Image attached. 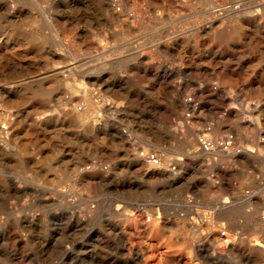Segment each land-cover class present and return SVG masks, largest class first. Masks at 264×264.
Returning <instances> with one entry per match:
<instances>
[{
  "label": "rangeland",
  "instance_id": "1",
  "mask_svg": "<svg viewBox=\"0 0 264 264\" xmlns=\"http://www.w3.org/2000/svg\"><path fill=\"white\" fill-rule=\"evenodd\" d=\"M2 126L0 264H264V0H0Z\"/></svg>",
  "mask_w": 264,
  "mask_h": 264
},
{
  "label": "bare ground",
  "instance_id": "2",
  "mask_svg": "<svg viewBox=\"0 0 264 264\" xmlns=\"http://www.w3.org/2000/svg\"><path fill=\"white\" fill-rule=\"evenodd\" d=\"M38 1V0H37ZM212 8V12L213 13H217V12H220V11H223V10H231V6H226V7H220V6H212L211 7ZM247 9V8H246ZM228 12V11H227ZM234 13V12H233ZM225 15V14H224ZM230 15V14H229ZM220 16V15H219ZM238 16V15H237ZM224 18H226V17H224ZM229 18V17H228ZM232 17H230V19H231ZM262 18V17H261ZM257 20V19H256ZM259 21V20H258ZM58 36V35H57ZM55 37V36H54ZM58 39V38H57ZM103 46V45H102ZM105 46V45H104ZM106 52H108V51H106V50H104V51H102V56L106 53ZM71 53V52H70ZM99 53V52H98ZM137 53V52H136ZM97 55V54H96ZM135 55V54H134ZM100 57V56H99ZM134 57V56H133ZM95 60V59H94ZM102 60V59H101ZM124 60V59H123ZM63 62V61H62ZM61 62V63H62ZM100 62H102V61H100ZM123 62V61H122ZM121 62V63H122ZM97 64V63H96ZM114 64V63H113ZM59 65V64H58ZM108 65V64H107ZM62 66V65H61ZM110 66V65H109ZM117 66V65H116ZM69 67V66H68ZM71 67V66H70ZM112 67V66H111ZM72 68V67H71ZM80 68V67H79ZM59 69H60V67H59ZM66 69V68H65ZM86 69V68H85ZM89 69V68H88ZM93 69V68H92ZM91 69V70H92ZM62 70V69H61ZM85 71V70H84ZM108 71V70H107ZM81 72V71H80ZM99 72V71H98ZM93 74V73H92ZM79 75V74H78ZM98 75V74H97ZM113 75V74H112ZM77 76V75H76ZM108 81V80H107ZM50 83V82H49ZM70 84V83H69ZM43 86V85H42ZM102 86V85H101ZM53 87V86H52ZM108 89V88H107ZM109 90V89H108ZM111 90V89H110ZM114 91V90H113ZM20 93V92H19ZM24 93V92H23ZM43 93H44V91H43ZM86 93V92H85ZM33 94V93H32ZM37 96V95H36ZM86 97V96H85ZM88 97V96H87ZM44 98V97H43ZM101 98V97H100ZM79 99V98H78ZM98 99V98H97ZM47 99H45V101H46ZM90 100V99H89ZM96 100V99H95ZM82 101H83V99H82ZM96 103V102H95ZM66 104V103H65ZM98 104V103H97ZM62 105H63V103H62ZM94 105V104H93ZM84 106V105H83ZM98 106V105H97ZM97 108V107H96ZM85 109V108H84ZM87 109H88V107H87ZM59 111V110H58ZM88 111V110H87ZM83 116V115H82ZM239 118H240V116H239ZM87 119V118H86ZM238 119V118H237ZM51 120V119H50ZM58 120V119H57ZM79 120H80V118H79ZM45 121V120H44ZM43 121V122H44ZM52 121V120H51ZM50 121V122H51ZM26 122V121H25ZM48 122V121H47ZM55 122V121H54ZM56 123V122H55ZM45 124V123H44ZM41 125V124H40ZM42 126V125H41ZM50 126V125H49ZM252 128V127H251ZM0 134H1V137H0V140L5 144L6 143V141L8 140V134H9V132H8V130L5 128V126H2V128H1V130H0ZM9 142V141H8ZM1 144V143H0ZM7 144V143H6ZM5 144V145H6ZM2 145V144H1ZM5 145H3V146H5ZM10 145V144H9ZM2 147V146H1ZM8 147V146H7ZM5 148V147H4ZM7 148H5V150H6ZM9 150V149H8ZM211 154V153H210ZM143 161V160H142ZM169 167V166H168ZM155 171V170H154ZM161 171V170H160ZM93 172V171H92ZM169 172V171H168ZM160 174V173H159ZM165 177V176H164ZM135 216H137V215H135ZM151 218H150V223H147L146 225H142V226H140L139 225V220L138 219H134L133 221H132V226L134 227V228H137L138 230L140 229V228H142V231H141V234H151V236L152 237H158L162 232H161V226L158 224V222L157 221H152L151 222ZM141 221V220H140ZM137 232V231H136ZM135 232V233H136ZM226 233H227V231H226ZM163 234V233H162ZM140 235V234H139ZM133 237V236H132ZM220 237L221 238H224L225 236L224 235H222V231H221V233H220ZM215 238V237H214ZM227 238H228V236H227ZM229 239V238H228ZM224 240V239H223ZM160 241V240H159ZM226 241V240H225ZM228 241V240H227ZM216 242H217V240H216ZM254 242H255V244L256 245H262L263 244V241L260 239V238H255L254 239ZM163 245H166V246H174L175 245V242L173 241V240H164L163 241V243H162ZM152 246V245H151ZM255 246V245H254ZM146 247V246H145ZM144 247V248H145ZM145 249H147V248H145ZM229 249V248H228ZM147 251V250H146ZM179 251H181V253H185L183 250H179ZM183 251V252H182ZM149 252L147 251V252H145V253H142L143 255H146V254H148ZM185 254H187V253H185ZM150 260V261H152V263L151 264H167L168 263V258H166L165 259V261H163L161 258L159 259H157V258H155V257H153V256H149L148 258H146L145 257V263L146 264H149L148 263V260ZM173 262V261H172Z\"/></svg>",
  "mask_w": 264,
  "mask_h": 264
},
{
  "label": "built area",
  "instance_id": "3",
  "mask_svg": "<svg viewBox=\"0 0 264 264\" xmlns=\"http://www.w3.org/2000/svg\"><path fill=\"white\" fill-rule=\"evenodd\" d=\"M191 101L192 98H191ZM213 124H206L203 129L202 133L198 135V142H199V147L203 151H214L216 149H220L223 151H237L240 152V148H236V135L234 132H226L221 138L219 139H214L212 137H209L207 134L212 131ZM140 155L147 158V160L154 162L156 165H160L162 162V158L155 152L148 151L145 152L144 149L139 148ZM193 202V198L189 199V203ZM142 209H146L145 207H142ZM213 209L210 208L209 214L211 216H214V212H212ZM149 219V218H148ZM222 235L226 237V241L228 240L227 238V233H226V228L222 230Z\"/></svg>",
  "mask_w": 264,
  "mask_h": 264
},
{
  "label": "crops",
  "instance_id": "4",
  "mask_svg": "<svg viewBox=\"0 0 264 264\" xmlns=\"http://www.w3.org/2000/svg\"><path fill=\"white\" fill-rule=\"evenodd\" d=\"M10 1H12V0H10ZM3 3H4V2H3ZM12 5H13V4H12ZM4 6H5V8H4V10H5L6 7H7V6L5 5V3H4ZM8 10H10L9 6H8ZM231 223H232V224H231ZM231 223H230V226H231L232 228H234L235 226L233 225V222H231Z\"/></svg>",
  "mask_w": 264,
  "mask_h": 264
}]
</instances>
